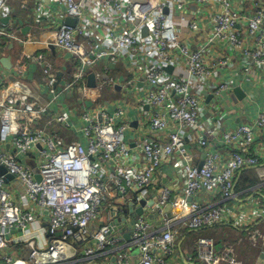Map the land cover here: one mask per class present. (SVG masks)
Here are the masks:
<instances>
[{
    "label": "built area",
    "instance_id": "2783aa9c",
    "mask_svg": "<svg viewBox=\"0 0 264 264\" xmlns=\"http://www.w3.org/2000/svg\"><path fill=\"white\" fill-rule=\"evenodd\" d=\"M20 1L25 8L30 0ZM30 14L33 25L61 20L50 26L51 44L72 71L56 84L44 57L36 58L47 96L39 103L0 83V264H243L233 245L218 254L211 237L198 236L218 225L245 230L264 264V228L255 226H264V193H236L248 169L258 171L251 189L264 191V158L254 144L264 132V105L253 121L222 130L217 102L245 83L264 90V0H36ZM8 32L0 29V40H32ZM233 63L238 86L227 76ZM118 66L125 74L109 76ZM13 70L23 77L21 58ZM106 87L119 89L116 101L105 99ZM61 96L77 102L69 115L50 112ZM70 115L83 143L48 128L69 129ZM162 165L179 180L160 182ZM202 195L222 204L203 203ZM142 200L145 214L135 217ZM179 229L198 236L194 257L177 251Z\"/></svg>",
    "mask_w": 264,
    "mask_h": 264
},
{
    "label": "crops",
    "instance_id": "0c3cea01",
    "mask_svg": "<svg viewBox=\"0 0 264 264\" xmlns=\"http://www.w3.org/2000/svg\"><path fill=\"white\" fill-rule=\"evenodd\" d=\"M35 2L36 0H30L29 3H25L24 8L23 3L20 0H0V29L4 30L5 32L9 31L8 33H10V35L13 34V32H16V36H19L20 38L28 34L32 39L30 42H27L23 45L16 43L12 36H7L6 38L0 40V83L4 88L10 89L15 92L21 91L22 93L27 94L29 97V101L39 103L41 102L40 100L43 101L44 98L47 99V96L45 97L42 90V86L44 83L42 68L38 64V62L35 61V59L39 56L44 57V61L51 67L52 71L55 72V74L61 73L60 78L63 77L64 79L70 77L72 67L69 63L68 57L61 53L58 49L54 48V46H52L51 44L54 37L52 36L53 29L50 28V26L59 24L61 20L52 23V25L46 24V20L44 17H42L40 23L36 25H33L28 21V17L31 16V9L35 7ZM240 6H242V4H240ZM27 8L28 10H26ZM18 24L21 26H19ZM50 47H53V50H51ZM230 55L234 58V63H237L238 57L233 55L232 53H230ZM20 58L21 61L25 63L26 70L23 77L18 80L14 75L13 68L15 67L17 60ZM234 63L232 66V70L228 73L227 76L229 78V81L231 80L234 86H238L239 79L238 76H236V74L238 73L237 64ZM99 69V67H95L93 71L98 72ZM110 73L111 77H115L116 75L123 76L125 74V69L121 66H118L116 70L112 69L109 71V76ZM241 87L242 88L240 89L244 94L248 93L253 97L250 103L245 104L244 101L235 99L230 95H223L217 101L225 114L224 117H221V119L218 120L220 122L219 128H221L222 130L231 129L234 125L239 123L253 121L264 105L263 89L255 87L248 83L243 84ZM117 92H119V89L117 88L114 89V92H112L111 88L106 87L104 91L105 99L116 101L119 98ZM93 97H95V95L90 94V99H93ZM76 107L77 102L75 100H72L71 97L63 98L61 96L58 99V103L56 105L50 106V112L54 111L59 114L69 115L70 110L72 108L75 109ZM125 108L129 113L128 116L133 119L132 113L135 112V105L129 104L128 107ZM70 117L71 119L69 129H65V127L58 124L50 125L48 128L52 130L58 127L63 133H65V131L69 132L66 134H70V136L72 135L73 139L77 137L76 139L83 143V140L78 133L80 123L79 121L74 119L72 115H70ZM223 121L228 122L231 127L228 128V126L225 125V122ZM62 138L65 139L66 137ZM128 139L130 146L133 148L135 146V143L132 141L130 134H128ZM254 144L258 150L259 157L263 159L264 132L256 138ZM192 153L194 156L192 158L193 165H199L201 163V155H199L195 151H192ZM261 165L262 166H259L258 169L264 170V162H262ZM170 167V165H162L159 169L160 177L158 180L160 182L163 181V184L166 185L171 184V182L173 181L179 180V177H177L171 171ZM175 169L176 168H174V170ZM256 172L258 173L257 170ZM254 186L246 189H238L237 187L236 193H264V191L261 189L259 191H253L251 188H253ZM155 190L156 188L149 189L148 193H155ZM108 193H115V191L110 190ZM201 198L203 203L217 202L222 204L219 196L205 198V196L202 195ZM243 199L244 197L241 199V201H243ZM229 206L230 205L228 204V207ZM255 226L259 229L264 228L262 222H260L259 220L255 224ZM184 231L185 230L179 229L180 236L176 244L177 251H181L184 254H191V256L194 257L196 255L195 248L193 247L195 239H197L200 234H202V236H208L206 234L208 233L211 235L209 237L214 240L215 251L218 254L222 251L224 246L233 245V255L237 260L243 262V264H257V257L259 255L257 249L259 247V244L256 247H251L246 241L245 230L238 231L227 228L224 225H218L202 231L198 234V236L187 234ZM240 238L242 239V244L237 246L235 243ZM170 261H175V259H171ZM180 261L182 262V260Z\"/></svg>",
    "mask_w": 264,
    "mask_h": 264
},
{
    "label": "water",
    "instance_id": "95a60500",
    "mask_svg": "<svg viewBox=\"0 0 264 264\" xmlns=\"http://www.w3.org/2000/svg\"><path fill=\"white\" fill-rule=\"evenodd\" d=\"M164 13L165 14L167 13V9H164ZM64 24L65 25H69V26H74L75 20L74 19H70V18H66L64 20ZM50 49L53 50V47H50ZM60 77H61V73H57L56 74V84L59 83ZM86 82H87V87L88 88L93 89L95 87V75H94V73L91 70H87V80H86ZM233 93H234V97L236 99H238V100H241L244 97V93L242 92V90L239 87H236L233 90ZM228 124L229 123L227 122V125ZM132 126L135 127V124H132ZM5 172H6L5 169L3 167H0V174L3 175V174H5ZM12 178H13L12 176L6 175L5 176V181L8 182V181L12 180ZM36 179L39 181V176L36 175ZM188 200L190 201V199H188ZM140 204H141V207L136 208L135 211H134V216L135 217L145 214L143 206L146 204V202L144 200H142V201H140ZM148 205H151V203H148ZM169 212H170V206L167 205V206L164 207L162 213L164 215L169 216ZM123 238H124V240L128 241L129 235L124 233L123 234Z\"/></svg>",
    "mask_w": 264,
    "mask_h": 264
},
{
    "label": "trees",
    "instance_id": "16d2710c",
    "mask_svg": "<svg viewBox=\"0 0 264 264\" xmlns=\"http://www.w3.org/2000/svg\"><path fill=\"white\" fill-rule=\"evenodd\" d=\"M57 132L58 135L66 137V133H63L58 127L52 129ZM257 173L254 169L244 170L240 176L236 188L246 189L257 184Z\"/></svg>",
    "mask_w": 264,
    "mask_h": 264
},
{
    "label": "rangeland",
    "instance_id": "374dc122",
    "mask_svg": "<svg viewBox=\"0 0 264 264\" xmlns=\"http://www.w3.org/2000/svg\"><path fill=\"white\" fill-rule=\"evenodd\" d=\"M71 75V74H70ZM110 76H111V73H110ZM105 96V95H104ZM78 98H79V96H78ZM65 133H69V132H66L65 131ZM66 138H67V140H72L73 138H72V136H70V134H66ZM65 138V139H66ZM208 236H206V237H209V236H211L210 234H208V233H206ZM202 236V234H200V236L199 237H201Z\"/></svg>",
    "mask_w": 264,
    "mask_h": 264
}]
</instances>
